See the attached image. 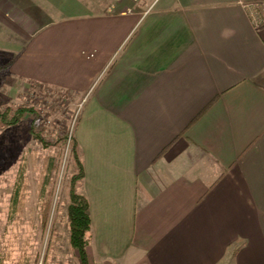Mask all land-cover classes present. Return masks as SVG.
Listing matches in <instances>:
<instances>
[{
  "label": "crops",
  "instance_id": "1",
  "mask_svg": "<svg viewBox=\"0 0 264 264\" xmlns=\"http://www.w3.org/2000/svg\"><path fill=\"white\" fill-rule=\"evenodd\" d=\"M122 3L0 0L10 74L82 98L90 264H264V0Z\"/></svg>",
  "mask_w": 264,
  "mask_h": 264
},
{
  "label": "rangeland",
  "instance_id": "2",
  "mask_svg": "<svg viewBox=\"0 0 264 264\" xmlns=\"http://www.w3.org/2000/svg\"><path fill=\"white\" fill-rule=\"evenodd\" d=\"M120 1L130 10L142 8L144 2ZM17 38L16 33L0 25V113L24 107L34 112H27L14 126L0 125V264H79L70 245L68 207L70 183L76 172L69 162L82 98L12 76L10 61L18 54L13 44L22 40ZM33 122L35 133L46 145L31 131ZM62 138L66 139L65 146L60 143ZM50 158L57 170L42 195ZM18 185L20 202L12 208Z\"/></svg>",
  "mask_w": 264,
  "mask_h": 264
},
{
  "label": "trees",
  "instance_id": "3",
  "mask_svg": "<svg viewBox=\"0 0 264 264\" xmlns=\"http://www.w3.org/2000/svg\"><path fill=\"white\" fill-rule=\"evenodd\" d=\"M27 112L33 113L34 110L29 108H20L12 113L11 110L7 109L3 113H0V125L2 126H14L18 124L22 117H25ZM36 123L31 124V131L34 132L35 138L39 139L40 142L46 145L42 136L36 134ZM60 143L64 146L66 144V139H60ZM72 158L71 163L76 168V172L71 179L70 187V198L68 207V218L70 227V245L75 251L76 257L79 264H90L88 256V247L91 241V218L89 215V202L87 198L80 195L77 192V186L82 181L84 177L83 164L81 162L78 148L76 143L72 147ZM57 170V165L54 163L52 158L49 159L46 174L43 179V185L41 188L42 195L46 193V187L51 183L54 171ZM21 185H18L14 190V196L12 198V208H16L20 202L21 195ZM47 215V214H46Z\"/></svg>",
  "mask_w": 264,
  "mask_h": 264
},
{
  "label": "built area",
  "instance_id": "4",
  "mask_svg": "<svg viewBox=\"0 0 264 264\" xmlns=\"http://www.w3.org/2000/svg\"><path fill=\"white\" fill-rule=\"evenodd\" d=\"M133 2H138L139 0H132ZM156 1V0H155Z\"/></svg>",
  "mask_w": 264,
  "mask_h": 264
}]
</instances>
